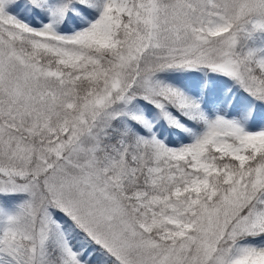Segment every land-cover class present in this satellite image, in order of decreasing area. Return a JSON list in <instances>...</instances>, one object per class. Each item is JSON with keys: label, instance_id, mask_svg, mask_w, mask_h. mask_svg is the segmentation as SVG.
<instances>
[{"label": "snow or ice", "instance_id": "6c2138e0", "mask_svg": "<svg viewBox=\"0 0 264 264\" xmlns=\"http://www.w3.org/2000/svg\"><path fill=\"white\" fill-rule=\"evenodd\" d=\"M0 264H264V0H0Z\"/></svg>", "mask_w": 264, "mask_h": 264}]
</instances>
